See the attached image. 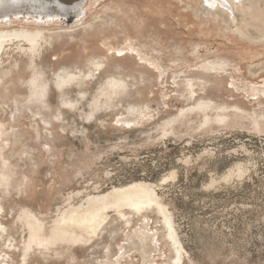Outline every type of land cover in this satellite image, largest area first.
I'll use <instances>...</instances> for the list:
<instances>
[{"label": "rangeland", "instance_id": "1", "mask_svg": "<svg viewBox=\"0 0 264 264\" xmlns=\"http://www.w3.org/2000/svg\"><path fill=\"white\" fill-rule=\"evenodd\" d=\"M246 1L228 26L203 14L202 0H84L80 27L41 55L48 88L37 120L23 108L30 77L25 60L4 57L10 72L0 88V169L10 177L0 187V221L8 229L1 251L8 242L19 249L28 242L23 210L48 232L58 210L86 207L112 187L141 181L157 186L171 212L183 247L180 264H264V94L253 95L264 92V72L249 71L264 63V36L255 39L250 25L239 29L244 39L231 33L242 10L248 12ZM254 4L264 8L263 0ZM51 18L42 23L11 15L0 26L59 32L70 24L57 14ZM209 59L226 66L205 73L199 64ZM92 60L100 66L88 83L55 88L53 72L91 69ZM119 72L126 88L96 108L99 85ZM188 78L205 84L194 80L189 94ZM201 98L237 105L245 114L207 124L198 111L180 115ZM61 100L75 104L64 108ZM124 212L109 211L87 245L34 248L25 264H172L174 248L155 208ZM18 255V248L9 251V263L20 264Z\"/></svg>", "mask_w": 264, "mask_h": 264}, {"label": "bare ground", "instance_id": "2", "mask_svg": "<svg viewBox=\"0 0 264 264\" xmlns=\"http://www.w3.org/2000/svg\"><path fill=\"white\" fill-rule=\"evenodd\" d=\"M15 1L19 0H0V9L4 8L3 15L0 17V25L2 23H6L8 21V17L13 14V16H15V19L21 17L20 14L15 13L17 11V5L15 6ZM32 1L34 2V4H38L42 0ZM52 1V5H55V3L57 2V0ZM243 1L244 0H241V2ZM247 1L249 2L247 4H249L251 7L247 5L248 12H245V9L242 10V21L240 22L241 24H238L236 26L237 28L234 27L235 29L231 27L234 29H231V33H235L238 37L244 39L239 29L241 28V26L243 28H246L245 26L250 25V27L256 32L255 39H260L264 36V8H261L259 5L254 4L256 0ZM82 2L83 0H65L62 5L57 7L58 9L60 8V13H58V16L60 17L59 19H61L64 24H66V17L71 16L70 24H67L68 28L63 29L59 32H54V30H46L47 28L44 29L38 27L20 26L18 28H11L9 26H0V88L5 86V80L8 73L10 72L8 69H6L4 57L11 56V58L15 57L24 59L25 66L29 72L28 74H30V77L26 82L28 94L26 97H24L23 108L26 111L28 110L35 120L40 118L39 115L42 114L41 112H43L45 109V97L48 88V79L45 78L44 71L39 64L41 55L43 53V50L47 46H50L56 38L61 37L63 34L66 35L70 30L72 31L75 28L80 27L79 25L82 21L84 12L81 13L80 11H78V8L82 5ZM241 2L239 1L238 5H240ZM252 4H254V6ZM52 5H45L43 7L37 8V10L34 11L30 10L25 14V17L32 18V20H35L36 22L49 23L53 21L51 18L53 15ZM204 14L212 15V13L210 12H205ZM246 18L251 20V24L250 22L249 24H247L248 21L246 20ZM226 29L230 32L227 27ZM247 35H250V33H248ZM129 47L133 49L131 46ZM199 65V67L205 73H211L226 66L225 62L222 63V61L220 62L216 59L205 60ZM99 66L100 64L98 61L92 60L91 69L87 70L68 69L66 67H62L61 69L53 72L52 82L55 85V88L61 91H64L66 88H70V86H74V88H81L85 83H88V81L94 75V70L99 69ZM248 67L250 66H247V68ZM249 71L264 72V63L261 62L260 64L249 68ZM120 73L121 72H119V74H110L102 84L100 82L101 85H99L100 87L98 86L99 90L97 91V98L94 103L96 108L102 106V99L107 101L113 96L123 92V90L126 88L127 79L121 76ZM194 80H199V82L202 81L200 80V78L185 79V90L189 94L194 93L195 91ZM203 82H200L198 86L202 88ZM82 91L83 90L79 89L78 94H83ZM253 91V95L255 96H258L261 93L264 94V92H260L259 90ZM74 102L75 100H61V107H73L75 104ZM15 103L16 106H18L17 101H15ZM32 108H34L35 110H33ZM16 110H18V108H16ZM20 111H22V109ZM187 111H198L202 113V115L204 116V124H207V122L210 120L215 121L216 123L222 122L228 116V114L234 116H241L242 114H245V110L241 109L237 105L221 107V105L218 106L211 100L202 98L199 99L197 104L195 103V105L181 108L180 115H183ZM210 111H215L216 113L213 119L208 114V112ZM12 113L13 112H11V115ZM42 121L44 124H48L47 119H42ZM170 123L171 121L166 122L167 125H169ZM253 123L255 125L259 124L257 119H254ZM4 148L5 146L0 147V157L3 156L2 152ZM9 177L10 176L7 170L2 167V169H0V187H3L7 184ZM156 189L157 186L141 181L132 182L120 187H112L111 191H109L108 193L96 195L90 198L89 201H87L88 204L86 205V207L72 206L66 211L58 210L57 218L54 219V222H52L53 225L48 232H46L44 224L36 215L28 210H23L21 213L22 217L20 218H22L21 221L23 222V226L28 231V242L24 243L23 248L21 249H19V247H16V245L14 244H9L8 242L5 247L6 252L1 251L0 249V264H10L9 260L11 258L9 256V251L14 252L17 250V248L19 252L18 256H20V264H25L28 260L29 252L31 250H34V248H37V250L46 251L63 242L70 247L87 245L94 239L100 228L108 219L109 211H114L118 215L124 216L125 210H129L131 212H141L142 210L150 209L151 207L155 208L157 214L161 216L162 222L166 227L167 235L171 240L172 247L174 248L175 256L172 260V264H180L183 256V247L177 238L171 212L168 210L167 206L160 200L158 194L156 193ZM0 190H2V188ZM1 212L2 207L0 205V214ZM7 236L8 229L0 221V242L6 244Z\"/></svg>", "mask_w": 264, "mask_h": 264}, {"label": "flooded vegetation", "instance_id": "3", "mask_svg": "<svg viewBox=\"0 0 264 264\" xmlns=\"http://www.w3.org/2000/svg\"><path fill=\"white\" fill-rule=\"evenodd\" d=\"M202 1L204 3V5H203L204 7H203V11H202L203 14L205 12H208V13L210 12V13H212V15H210V16L223 19V21L226 24H228L227 22H229V18L233 17V14H235V13H233V11L234 12L238 11L237 8L238 7L242 8L243 3H245L244 1L241 2V0H223L224 5L221 4V5L211 6V3L209 2V0H202ZM239 1L241 2L240 5H238ZM206 4H208V6Z\"/></svg>", "mask_w": 264, "mask_h": 264}, {"label": "water", "instance_id": "4", "mask_svg": "<svg viewBox=\"0 0 264 264\" xmlns=\"http://www.w3.org/2000/svg\"><path fill=\"white\" fill-rule=\"evenodd\" d=\"M64 1L65 0H59V1L57 0L55 5H52L53 4L52 0H42L38 4H34V2L32 0H19V1H15V6L17 5V11L15 13L20 14V15H25L30 10L34 11V10H37V8L43 7L45 5H52L53 6V8H52L53 13L52 14L58 15V13H60V8L58 9L57 7L62 5V3H64ZM83 2H84V0H83ZM83 2H82V4H83ZM81 6H79V8ZM79 8H78V10H79ZM3 9L4 8L0 9V17L3 15ZM66 19L71 20V16H67Z\"/></svg>", "mask_w": 264, "mask_h": 264}]
</instances>
